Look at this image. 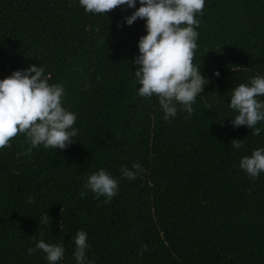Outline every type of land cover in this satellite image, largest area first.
Segmentation results:
<instances>
[{"label": "trees", "instance_id": "16d2710c", "mask_svg": "<svg viewBox=\"0 0 264 264\" xmlns=\"http://www.w3.org/2000/svg\"><path fill=\"white\" fill-rule=\"evenodd\" d=\"M132 11L0 0V79L44 66L79 130L64 150L28 153L23 135L0 149V264H47L42 251L27 253L41 239L63 245L60 264H75L80 230L95 264H264V173L238 167L264 147V131L233 128L227 106L236 85L264 76V0H205L193 63L209 82L190 117L169 120L155 97L137 95L131 60L146 33L143 20L123 23ZM136 163V179L121 175ZM100 168L119 182L110 204L81 195Z\"/></svg>", "mask_w": 264, "mask_h": 264}, {"label": "clouds", "instance_id": "9594fccd", "mask_svg": "<svg viewBox=\"0 0 264 264\" xmlns=\"http://www.w3.org/2000/svg\"><path fill=\"white\" fill-rule=\"evenodd\" d=\"M84 12L100 14L116 8L131 10L123 23L131 26L135 21L143 20L145 35L137 42L138 54L131 63L135 66L134 77L137 95L142 98L155 97L163 112V119L177 116L179 111L190 117L193 105L201 96L209 82L201 75L200 66L194 61L198 48L197 40L200 21L197 14L202 13L205 0H77ZM139 4V7H137ZM119 27V25H118ZM219 76V72L213 73ZM49 75L44 66L30 65L26 69L13 71L0 79V149L10 146L17 135H23L32 149L64 150L75 141L78 129L74 126L77 114L63 106L65 89L62 84L49 83ZM230 92L227 104L235 114L228 119L233 128L245 126L252 135H259L264 129L257 127L264 123V76L257 75L247 83L236 85ZM245 140L231 141V148L240 150ZM238 167L250 178L264 173V147L251 152L250 156L240 159ZM120 169L121 175L128 180L137 178L142 172L138 163ZM119 182L103 168L84 178L82 196L90 191L95 198L104 197V203L110 204L117 195ZM44 223H50L45 213ZM75 264H95L89 261L86 250L89 247L87 232L80 230L72 241ZM42 251L47 264H60L65 255L62 244L46 243L43 239L28 248L27 253Z\"/></svg>", "mask_w": 264, "mask_h": 264}]
</instances>
